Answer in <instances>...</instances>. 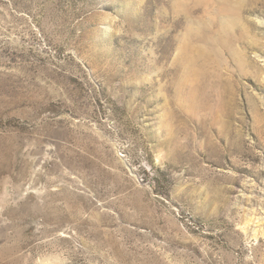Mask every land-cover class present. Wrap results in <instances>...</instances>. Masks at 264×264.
Masks as SVG:
<instances>
[{
    "label": "rangeland",
    "instance_id": "374dc122",
    "mask_svg": "<svg viewBox=\"0 0 264 264\" xmlns=\"http://www.w3.org/2000/svg\"><path fill=\"white\" fill-rule=\"evenodd\" d=\"M0 264H264V0H0Z\"/></svg>",
    "mask_w": 264,
    "mask_h": 264
}]
</instances>
